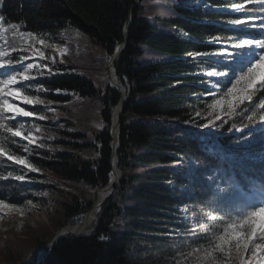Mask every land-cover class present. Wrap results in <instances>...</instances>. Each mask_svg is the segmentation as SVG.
<instances>
[{
    "label": "trees",
    "instance_id": "trees-1",
    "mask_svg": "<svg viewBox=\"0 0 264 264\" xmlns=\"http://www.w3.org/2000/svg\"><path fill=\"white\" fill-rule=\"evenodd\" d=\"M188 1L5 0L0 6L7 22L56 46L44 49L50 58L41 63L51 65L55 56L52 66L58 73L25 82L47 89L31 94L51 105H26L47 119L17 118L26 127L41 128L34 134L43 147L28 145L29 160L40 171L0 157V177L27 173L25 181L0 178V198L18 206L31 200L47 209L48 218L29 225L25 237L19 225L12 226L2 238L5 260L0 257V264H229L218 251L214 260H198L213 246L210 233L190 229L214 208L227 212L257 204V193L264 189V127L249 124L246 115L250 109L257 117L264 111L257 107L264 104V92L241 105L222 127H199L206 120L194 113L207 111L213 98L207 90L217 79L226 85L238 63L237 56L192 54L236 52L232 45L238 37L262 34L227 24L244 16L227 8L232 0H198L200 6L185 5ZM132 7L128 45L114 68L126 91L117 150L122 177L102 193L86 231L58 237L42 261L40 254L55 232L82 221L98 189L115 177L114 113L121 94L110 84L109 60L125 40ZM245 11L264 15L257 3L245 5ZM63 48L67 54L61 62L58 50ZM213 69L229 77H207ZM6 71L0 69V77ZM0 136L7 137L10 152L28 155L25 141L3 130ZM188 186L192 194L184 190Z\"/></svg>",
    "mask_w": 264,
    "mask_h": 264
},
{
    "label": "snow or ice",
    "instance_id": "snow-or-ice-1",
    "mask_svg": "<svg viewBox=\"0 0 264 264\" xmlns=\"http://www.w3.org/2000/svg\"><path fill=\"white\" fill-rule=\"evenodd\" d=\"M5 0H0V6H3ZM257 3L259 7L264 8V0H243V3L231 2V8L234 13H244L241 18L227 20L229 25H245L246 30L255 29L262 35L237 38L238 43L232 45L236 52H227V50L219 52H196L194 56H222L228 55L235 59L236 56L241 57L242 67L238 73L231 78L229 73L217 71L215 69L208 71L206 76L228 78V83L222 85L217 79L213 81L211 87L207 90V94L212 96V100L207 104V111L202 114L201 110H196L195 117H201L206 120V123L199 125L201 128H216L222 127L223 124L229 122V119L234 118L241 105L245 103L252 104L254 97L258 93L264 92V75L261 74L262 65H264V15L256 16L245 11V5ZM222 13H227L226 9H218ZM229 15H231L229 13ZM258 21V23H252ZM7 24V26H5ZM22 25L17 23H9L4 15L0 14V69H8L0 77V130L4 133L11 134V137L20 138L25 141L23 151L28 155L13 154L8 150V139L6 136H0V157L6 161H11L15 165H19L23 169L31 172H39L37 168L29 160L31 154L28 145L39 144L34 133L40 132L39 125L26 127L23 120L17 118H31L33 120H45L46 116L37 113L34 109L28 110L21 105H51L52 101L42 99L39 95H33L32 92H46L42 83H37L35 87L25 82L30 80L40 81L45 75L52 76L58 74L53 71V66L56 63V58H51L49 63H41L47 59L44 49L55 45L48 44L44 39L37 36L36 33L21 30ZM11 33V36L8 34ZM42 47H37L36 45ZM59 55L62 58L67 54V48L59 49ZM119 52V48L116 49ZM19 53L18 55H14ZM245 60L247 61L245 63ZM57 94L61 93V89L55 90ZM258 108L264 109V104L257 105ZM55 111V109H49ZM250 114L246 115L249 124L259 122L264 127V111H261L257 117V111L249 110ZM192 121L186 120L185 123ZM217 122H220L219 124ZM102 127V125H97ZM235 128V124L232 125ZM232 128L229 130L231 131ZM51 139V137H49ZM13 143H17L13 141ZM12 177L18 181H25L27 173L15 175L12 171L7 173V176L0 177L7 179ZM46 195V193H45ZM32 204V201H28ZM0 206L4 208H15L16 211L23 210L14 204L7 203L3 198H0ZM35 207V205H33ZM184 211H187L185 209ZM234 211V214H233ZM204 222L196 221V227L190 229L195 234L200 231L204 234L210 233L212 248L204 250L203 257H197L198 260H214L213 252L223 253L229 258V264L232 261H237L238 264H264V201L257 204L242 205L240 210L229 209L223 212L219 207L208 211L203 217ZM103 240L104 237H101ZM200 249H194L193 252H198ZM192 255V253H189Z\"/></svg>",
    "mask_w": 264,
    "mask_h": 264
},
{
    "label": "water",
    "instance_id": "water-1",
    "mask_svg": "<svg viewBox=\"0 0 264 264\" xmlns=\"http://www.w3.org/2000/svg\"><path fill=\"white\" fill-rule=\"evenodd\" d=\"M138 1L139 0H136V2H138ZM132 15H133V7L130 11L128 22L126 23V26L124 29L125 40H124L123 44L120 46L119 52H116L114 55H112L110 62H109L110 73H111V76H110L111 86L116 88L121 94V100H120L119 104L117 105V108L115 111V124L113 127L114 142L112 144V147H113V160L115 162V164H114L115 177H114L113 181L110 182L108 185L98 189V198H97L94 206L85 214L82 221L76 223L75 225H70V224L64 225V226L60 227L55 232L53 237L50 239L48 244L45 246L44 251L40 254V259L42 261H43L45 252L48 250V248L54 243V241L58 237H60L62 235L70 234V233L82 234L86 231V229L88 228V226L90 225V223L94 219V216L96 213L95 208H96V205L98 203V200L101 198L102 193L104 191H107V190L111 189L112 187H114L120 181V179L122 177V173H121L119 166H118L117 150H118V147L120 145L121 119H122V115H123L124 109H125L126 91L124 90V88L120 84V82L118 81V78L114 72V66H115L116 60L120 57V55L124 52V50L127 47L128 38H129V27H130V24L132 23Z\"/></svg>",
    "mask_w": 264,
    "mask_h": 264
},
{
    "label": "rangeland",
    "instance_id": "rangeland-1",
    "mask_svg": "<svg viewBox=\"0 0 264 264\" xmlns=\"http://www.w3.org/2000/svg\"><path fill=\"white\" fill-rule=\"evenodd\" d=\"M186 3H190V4L193 3V5H196L199 3V1L189 0V2ZM46 57L50 58V56H46ZM261 74L264 75V65H262ZM21 106L24 107V105ZM193 162L194 159H192L190 163L192 164ZM188 190H189L188 192H191L190 188ZM261 201H264V195L262 196ZM6 202L12 204L8 201ZM33 205H35V207ZM16 206L23 210V215H21V212L16 211L15 208H4L0 206V245L3 242L2 238L9 234L10 228L12 226L16 224L19 225L21 227L20 235L25 237L27 235L29 225L33 224L37 219L48 218L47 209L39 204H35V203L29 204L28 202H26L24 206H18V205ZM0 257L3 260H5V258L1 253H0Z\"/></svg>",
    "mask_w": 264,
    "mask_h": 264
}]
</instances>
